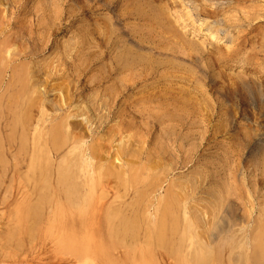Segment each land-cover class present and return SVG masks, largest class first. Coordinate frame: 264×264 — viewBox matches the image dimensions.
Wrapping results in <instances>:
<instances>
[{
    "label": "rangeland",
    "instance_id": "1",
    "mask_svg": "<svg viewBox=\"0 0 264 264\" xmlns=\"http://www.w3.org/2000/svg\"><path fill=\"white\" fill-rule=\"evenodd\" d=\"M0 44V264H264V0H0Z\"/></svg>",
    "mask_w": 264,
    "mask_h": 264
},
{
    "label": "bare ground",
    "instance_id": "2",
    "mask_svg": "<svg viewBox=\"0 0 264 264\" xmlns=\"http://www.w3.org/2000/svg\"><path fill=\"white\" fill-rule=\"evenodd\" d=\"M197 1V0H196ZM207 1V0H206ZM214 1V0H213ZM216 1V0H215ZM223 1V0H222ZM227 2H228V0H226ZM196 3V2H195ZM227 7V6H226ZM211 39H215V37H211ZM1 45V44H0ZM2 51V50H1ZM8 51V50H7ZM9 53V52H8ZM11 53V52H10ZM9 53V54H10ZM13 56V55H12ZM14 58V57H13ZM7 66V65H6ZM7 68V67H6ZM3 72V71H2ZM1 73V72H0ZM2 74V73H1ZM4 74V73H3ZM2 77V76H1ZM21 78V77H20ZM13 79V78H12ZM24 83V82H23ZM16 84V83H15ZM22 85H24V84H22ZM15 86V85H14ZM25 87H27V85H26V83H25V85H24ZM9 88V87H8ZM31 88V87H30ZM39 88V87H38ZM23 89V88H22ZM20 90V89H19ZM30 90V89H29ZM6 92H7V90H6ZM20 92H22V91H20ZM25 92V91H24ZM32 92V91H31ZM29 95V94H28ZM10 96H13V95H10ZM18 96V95H17ZM29 96H31V94L29 95ZM9 98V97H8ZM20 98V97H19ZM29 98V97H28ZM11 99V98H10ZM13 99V98H12ZM3 100V99H2ZM16 100H17V97H16ZM18 101V100H17ZM2 102V101H1ZM7 102V101H6ZM22 102V101H21ZM24 102V101H23ZM18 103V102H17ZM4 104H5V102H4ZM10 104V103H9ZM15 104V103H14ZM7 105V104H6ZM20 105V104H19ZM5 106V105H4ZM10 106H11V104H10ZM16 106V105H15ZM23 106V105H22ZM12 107V106H11ZM18 107V106H17ZM21 107V106H20ZM0 108H1V106H0ZM22 108V107H21ZM21 110V109H20ZM8 112H9V108H8ZM16 112H17V110H16ZM2 113V112H1ZM15 113V112H14ZM13 114V113H12ZM11 114V115H12ZM0 116H2L1 114H0ZM13 116V115H12ZM12 118V117H11ZM13 119V118H12ZM15 119V118H14ZM13 119V120H14ZM4 120V119H3ZM41 121V120H40ZM14 126L16 127V125H15V121H14ZM62 124H64L63 126H61ZM62 124H60V126H58V127H56V128H54L53 130H51V132L50 133H52V135L54 134H56V133H59V130H61L62 129V127H65V123H62ZM8 125V124H7ZM9 126V125H8ZM15 127H13V128H15ZM67 127V126H66ZM65 127V128H66ZM44 128H46V126L44 127ZM16 129V128H15ZM64 129V128H63ZM68 129V128H67ZM12 130V129H11ZM13 131H14V129H13ZM62 131V130H61ZM61 131H60V133H61ZM63 134V133H62ZM70 135L71 137H72V140H75L76 138H78V137H75V136H72V135H74V134H70L69 132L67 133V135ZM51 135V136H52ZM56 136H58V134L56 135ZM62 136V135H61ZM37 137V136H36ZM50 137V136H49ZM0 138H1V133H0ZM43 138V137H42ZM53 138V137H52ZM56 138V137H55ZM58 138H59V136H58ZM40 139V138H39ZM38 139V140H39ZM64 138L62 137V140H63ZM34 140L36 141V139L34 138ZM50 140V139H49ZM81 141L80 143H81V153L79 152L78 153V155H76V153H75V155L77 156V161H76V163L75 164H73V163H70L69 164V162L67 163V161H62L63 163L59 166V168H58V178H57V185H58V188L60 189V191H61V193L60 194H62V195H65L64 197H65V199H67L65 202H66V204H61L60 205V203H58L59 205H57V208H58V213H59V209H62V211L64 210V209H78V211H80V210H82V209H84V207H89V204H90V201H92V200H88V203L86 204V205H84V207L82 208V205H81V199H82V197L83 196H79L78 197V195L76 196V197H73L74 196V194H75V192H76V189H74V188H77V187H74L73 185H72V183H73V181L75 180L74 179V177L75 176H79V173L78 172H81V174H80V176L81 177H83V184L84 185H86V186H88L89 187V197L91 196L92 197V195H90V194H92V193H94L95 192V190H94V188H95V185H96V183H95V177H96V172L94 173V171H92L91 169H90V167L94 170V165L92 166V164L94 163V160H95V158L96 157H98V155H96V157H95V152H92V151H89V150H84V148H86V147H84V138H82L81 137V139L79 138L78 140L76 139L74 142H76V143H78V141ZM2 141V140H1ZM65 141V140H64ZM3 142V141H2ZM39 142V141H38ZM41 142V141H40ZM53 142V141H52ZM55 143V142H54ZM59 143V142H58ZM76 143H74V144H76ZM79 143V144H80ZM63 144V143H62ZM122 144V143H121ZM45 145H46V143H45ZM38 148H39V144H37L36 145ZM42 146H44V145H42ZM123 146V145H122ZM59 148H60V146H58ZM79 147V146H78ZM78 147H76V148H74V150H73V148H72V152L71 153H74L75 152V150H78L77 148ZM42 148V147H41ZM41 148H40V151H41ZM71 149V148H70ZM44 150H45V148H44ZM42 151H43V148H42ZM41 151V152H42ZM46 151V150H45ZM49 151V150H48ZM37 152H38V150L36 151V155H39V154H37ZM48 153V152H47ZM42 154H44V152H42ZM45 154H46V152H45ZM51 154V153H50ZM69 154V153H68ZM97 154V153H96ZM47 155V154H46ZM48 156V155H47ZM69 156V155H68ZM67 156V157H68ZM38 157V156H37ZM43 157H45L44 155H43ZM74 157V156H73ZM71 158V157H70ZM80 160H79V159ZM103 159V158H102ZM37 160H38V158H37ZM39 160H41V159H39ZM74 160V159H73ZM98 160V159H97ZM101 160V159H100ZM48 161H50V159H48ZM72 161V160H71ZM99 161V160H98ZM65 163V164H64ZM41 164V163H40ZM52 165V164H51ZM100 165H102V164H100ZM99 165V166H100ZM50 166V165H49ZM95 166H98L97 164H95ZM98 166V167H99ZM48 167V166H47ZM51 167V166H50ZM74 167H76L75 169V172H74ZM98 167H96V169L98 168ZM31 168V167H30ZM40 168V167H39ZM46 168V166L44 167V169ZM100 168H101V166H100ZM73 169V170H72ZM99 169V168H98ZM48 170V169H47ZM100 171H101V169H100ZM43 172V171H42ZM47 172V171H46ZM42 174V173H41ZM97 174H98V172H97ZM103 174H104V172H103ZM34 176V175H33ZM79 176V177H80ZM95 176V177H94ZM104 176V175H103ZM49 177V176H48ZM57 177V176H56ZM99 177H100V173H99ZM98 177V179L100 180V181H97V182H101V178H99ZM137 177V176H136ZM84 178H85V180H84ZM48 179V178H47ZM134 179V178H133ZM49 180V179H48ZM80 180V179H79ZM50 181V180H49ZM75 182V181H74ZM82 182V181H81ZM83 184L81 185L82 187H83ZM100 185V183L98 184V186ZM46 186V185H45ZM85 186V187H86ZM82 187H81V189H82ZM42 188V187H41ZM74 190H75V192H74ZM39 191H41V190H39ZM48 191V190H47ZM92 191H94V192H92ZM79 192V190H78V188H77V192L76 193H78ZM50 195V194H49ZM48 195V196H49ZM41 196V195H40ZM44 196H45V194H44ZM85 197V196H84ZM88 197V199H92L91 197L89 198ZM40 198V197H39ZM44 198V197H43ZM40 199H42V198H40ZM60 199H61V197H60ZM50 200V198L48 199V201ZM43 202H44V200H42ZM47 201V202H48ZM85 201H87V200H85V198L83 199V203L85 204ZM43 202H42V204H43ZM59 202V201H58ZM138 202V201H137ZM169 202V201H168ZM26 203V202H25ZM79 203V204H78ZM48 205V204H47ZM166 205V204H165ZM55 206V205H54ZM169 206V205H168ZM51 208V207H50ZM56 208V207H55ZM82 208V209H81ZM44 209V208H43ZM86 209V208H85ZM84 209V210H85ZM115 209H119L118 207L117 208H115ZM129 209V208H128ZM128 209L126 210V211H128ZM133 209V208H132ZM39 210V209H38ZM110 210V209H109ZM108 210V211H109ZM122 210V209H121ZM170 210V209H169ZM31 212H32V210H30ZM70 211V210H69ZM117 211V210H116ZM34 212V211H33ZM32 212V213H33ZM48 212V211H47ZM55 212V211H54ZM129 212H131V211H129ZM31 213V214H32ZM36 212H34L33 214H35ZM38 213H39V211H38ZM62 213H64V211L62 212ZM83 213V212H82ZM32 214V215H33ZM41 214H42V212H41ZM50 214V213H49ZM55 214V213H54ZM124 215V214H123ZM166 215V214H165ZM179 215H180V213H179ZM35 216H37L36 214H35ZM39 216V215H38ZM54 216V215H53ZM42 218V217H41ZM109 218V217H108ZM110 218H112L111 216H110ZM109 218V220L108 221H111L112 219H110ZM127 218V217H126ZM130 218V217H129ZM54 219V218H53ZM163 219V218H162ZM162 219H161V221H162ZM35 220V219H34ZM49 220V219H48ZM37 221H38V219H37ZM114 221V220H113ZM112 221V222H113ZM160 221V222H161ZM129 222V221H128ZM165 222V221H164ZM164 222H161V223H163V224H161V225H164L165 223ZM179 222V221H178ZM118 223V222H117ZM110 224V223H109ZM174 224V223H173ZM161 225H159V226H161ZM176 225V224H175ZM120 226V225H119ZM132 226V225H131ZM161 228H162V226H161ZM164 228V227H163ZM176 229V228H175ZM132 230H133V228H132ZM166 230V229H165ZM164 230V231H165ZM264 230V229H263ZM123 231V230H122ZM175 231V230H174ZM126 232H128V231H126ZM125 232V233H126ZM173 232V231H172ZM261 232V231H260ZM176 233H178L177 231H176ZM193 233V232H192ZM116 234V233H115ZM118 234V233H117ZM125 235V234H124ZM171 236V235H170ZM169 236V237H170ZM175 236L176 235H174V238H175ZM263 236H264V234H263ZM125 237H127V236H125ZM224 237V236H223ZM116 239V238H115ZM158 240H159V242H160V245L161 244H164V243H166L167 244V236L165 235V232H161V230H160V232H159V237H158ZM225 242V241H224ZM224 244V243H223ZM232 244V243H231ZM173 245H175V244H173ZM172 245V246H173ZM187 245V244H186ZM223 246V245H222ZM257 248L259 249V252H260V255L261 256H263L264 255V239H263V237H261V238H259V240H258V246H257ZM258 249H256V250H258ZM203 250V249H202ZM174 252V251H173ZM192 252V251H191ZM258 252V253H259ZM204 253V252H203ZM202 253V254H203ZM239 253V252H238ZM255 253V252H254ZM256 253H257V251H256ZM192 255V254H191ZM197 255V256H196ZM199 255V253H197V254H195V260H196V258L197 257H199L198 256ZM207 255V254H206ZM205 255V256H206ZM209 255V254H208ZM207 255V256H208ZM240 255V254H239ZM182 256V255H181ZM204 256V255H203ZM204 256V257H205ZM207 256L205 257V259L207 258ZM211 256V255H210ZM258 257V256H257ZM201 258V257H200ZM236 258V257H235ZM254 258H256V256L254 257ZM253 258V259H254ZM178 259V258H177ZM202 260H203V257L201 258ZM201 259H199V258H197V260H201ZM232 259V258H231ZM257 260H259L260 259V256H259V258H256ZM262 259V258H261ZM208 260H209V256H208V258L206 259V260H204V261H207L208 262ZM233 260V259H232ZM255 260V259H254ZM264 260V259H263ZM192 261V260H191ZM204 261H200V262H198L197 261V263H201V262H204ZM193 262V261H192ZM206 262V263H207ZM243 262V261H242ZM257 262H259V261H257ZM210 263V262H209ZM245 263V262H244ZM202 264V263H201ZM208 264V263H207ZM254 264V263H253ZM256 264V263H255ZM257 264H259V263H257Z\"/></svg>",
    "mask_w": 264,
    "mask_h": 264
}]
</instances>
